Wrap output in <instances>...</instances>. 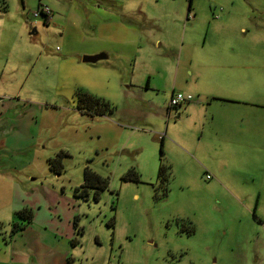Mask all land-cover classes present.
<instances>
[{
  "label": "rangeland",
  "instance_id": "obj_1",
  "mask_svg": "<svg viewBox=\"0 0 264 264\" xmlns=\"http://www.w3.org/2000/svg\"><path fill=\"white\" fill-rule=\"evenodd\" d=\"M0 264H264V0H0Z\"/></svg>",
  "mask_w": 264,
  "mask_h": 264
},
{
  "label": "trees",
  "instance_id": "obj_2",
  "mask_svg": "<svg viewBox=\"0 0 264 264\" xmlns=\"http://www.w3.org/2000/svg\"><path fill=\"white\" fill-rule=\"evenodd\" d=\"M48 20H44V25L47 24ZM105 105L104 102H101L99 100L93 99L91 98L89 95L87 94H82L79 93L76 96V101H75V107L76 110L83 114V113H88L90 112V110L92 109V107L94 105ZM160 144L162 143V137L160 138ZM161 147V145H160ZM161 151V149H160ZM61 156L58 155L56 158H54L53 160L49 161L50 164V169L54 172V173H58V170L61 167V162H60ZM166 168L162 165H159L157 168V177L160 178V176H162L163 174L166 176ZM126 176H132V179H134L135 181H137V176L136 173L131 169L127 172V174L124 176V179H127ZM129 180V179H127ZM107 187V181L103 178H101L98 174H96L93 171H90L89 169L85 168L83 171V183L80 186V191L78 189H75V191L73 192V195L75 198H84L85 194H86V189H93L94 194H93V198L96 199L99 192L105 190ZM20 216L28 218V220H31V214L29 211L27 210H23L21 212L18 213ZM110 224V222H109ZM16 229V227H15Z\"/></svg>",
  "mask_w": 264,
  "mask_h": 264
},
{
  "label": "crops",
  "instance_id": "obj_3",
  "mask_svg": "<svg viewBox=\"0 0 264 264\" xmlns=\"http://www.w3.org/2000/svg\"><path fill=\"white\" fill-rule=\"evenodd\" d=\"M52 15V14H51ZM49 21V20H48ZM106 21H107V18L105 19V20H103V19H101V21H100V23H106ZM48 23V22H47ZM108 24H104V25H100V27L102 26V28H104V27H106ZM99 28H96V30H98ZM80 34H81V37H82V39H83V37H85V35H86V32L84 33V32H82L81 30H80ZM90 35L92 34V33H89ZM86 38V37H85ZM81 53H83V54H86V55H96L97 53H102V54H106V56H107V52H106V50H103V49H97V50H89V51H86L85 50V52H81ZM172 93V92H171ZM208 97H211L210 98V100L207 102V104L208 103H210L211 102V100L213 99V97H216V96H206V99L208 98ZM232 101H236V100H232ZM192 102H194L193 100H192ZM192 102H190L191 104H194V106H196L195 104H197V102H195V103H192ZM151 104V103H150ZM188 104V103H187ZM143 105H145V100L143 101V100H140V101H138L137 103H134V102H131L130 103V105L128 106V108H127V114H128V117H131L132 118V122H125L126 123V125H128V126H130V127H134V129H136V127L138 126V122L140 121V120H142V119H137V117L139 116V113H140V115H142V113H141V109H140V106H143ZM152 106L155 108V110H159V113L162 115L163 113H165L166 114V116L170 113V109H167V106H166V109L164 110L162 107H158V106H155V104H153L152 103ZM113 107V106H112ZM140 111H139V110ZM163 111H165V112H163ZM144 115H145V113H144ZM176 119H177V116H176ZM140 123H142V124H147L146 122H140ZM149 124V123H148ZM147 124V125H148ZM144 132H147L146 130H144ZM157 134V133H156ZM155 134V135H156ZM163 134V133H162ZM162 134H160L159 136V140H160V138L162 137V140H163V137H164V135H162ZM160 142V141H159ZM161 145H162V143H161ZM223 156H222V161H223ZM224 159H226V158H224ZM225 161V160H224ZM224 163V162H223ZM68 234H72L71 233V231L68 233Z\"/></svg>",
  "mask_w": 264,
  "mask_h": 264
},
{
  "label": "built area",
  "instance_id": "obj_4",
  "mask_svg": "<svg viewBox=\"0 0 264 264\" xmlns=\"http://www.w3.org/2000/svg\"><path fill=\"white\" fill-rule=\"evenodd\" d=\"M34 17L40 16L43 20H49L51 12L46 6H39L37 11L33 13ZM193 98L188 94L172 92L167 104V109H173L181 104L192 102Z\"/></svg>",
  "mask_w": 264,
  "mask_h": 264
},
{
  "label": "water",
  "instance_id": "obj_5",
  "mask_svg": "<svg viewBox=\"0 0 264 264\" xmlns=\"http://www.w3.org/2000/svg\"><path fill=\"white\" fill-rule=\"evenodd\" d=\"M33 34H35V29H32L29 33V35H33ZM104 59H106V55L99 53L96 55L83 56L81 58V62L88 63V64H94L97 61L104 60Z\"/></svg>",
  "mask_w": 264,
  "mask_h": 264
},
{
  "label": "clouds",
  "instance_id": "obj_6",
  "mask_svg": "<svg viewBox=\"0 0 264 264\" xmlns=\"http://www.w3.org/2000/svg\"><path fill=\"white\" fill-rule=\"evenodd\" d=\"M48 22V21H47Z\"/></svg>",
  "mask_w": 264,
  "mask_h": 264
}]
</instances>
